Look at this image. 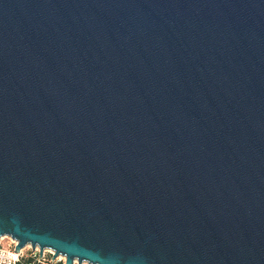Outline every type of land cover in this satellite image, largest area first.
Masks as SVG:
<instances>
[{
  "label": "water",
  "instance_id": "95a60500",
  "mask_svg": "<svg viewBox=\"0 0 264 264\" xmlns=\"http://www.w3.org/2000/svg\"><path fill=\"white\" fill-rule=\"evenodd\" d=\"M0 236L264 264V0H0Z\"/></svg>",
  "mask_w": 264,
  "mask_h": 264
},
{
  "label": "built area",
  "instance_id": "2783aa9c",
  "mask_svg": "<svg viewBox=\"0 0 264 264\" xmlns=\"http://www.w3.org/2000/svg\"><path fill=\"white\" fill-rule=\"evenodd\" d=\"M17 241L8 236H0V264H16L20 259H23L24 249L26 250V259H30L24 264H64L65 257L58 255L54 256V252L49 249H43L41 255L38 247L33 248L28 244L20 250V253L14 251V246ZM53 258V259H52ZM76 264V260L73 261Z\"/></svg>",
  "mask_w": 264,
  "mask_h": 264
},
{
  "label": "trees",
  "instance_id": "16d2710c",
  "mask_svg": "<svg viewBox=\"0 0 264 264\" xmlns=\"http://www.w3.org/2000/svg\"><path fill=\"white\" fill-rule=\"evenodd\" d=\"M30 259H20L19 262H17L16 264H24L27 263Z\"/></svg>",
  "mask_w": 264,
  "mask_h": 264
},
{
  "label": "rangeland",
  "instance_id": "374dc122",
  "mask_svg": "<svg viewBox=\"0 0 264 264\" xmlns=\"http://www.w3.org/2000/svg\"><path fill=\"white\" fill-rule=\"evenodd\" d=\"M25 252H26V250L24 249V256L22 257L23 259L24 258L26 259V257H27ZM82 264H88V263L84 261Z\"/></svg>",
  "mask_w": 264,
  "mask_h": 264
}]
</instances>
